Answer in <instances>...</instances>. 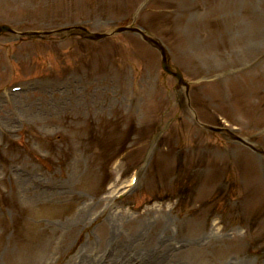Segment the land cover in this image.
Wrapping results in <instances>:
<instances>
[{
  "label": "rangeland",
  "instance_id": "1",
  "mask_svg": "<svg viewBox=\"0 0 264 264\" xmlns=\"http://www.w3.org/2000/svg\"><path fill=\"white\" fill-rule=\"evenodd\" d=\"M0 25L19 34L60 31L44 43L0 38V148L8 144L0 162L9 164L0 163V264H81L84 257L110 264L111 246L141 236L146 251L131 250L128 264H149L145 253L154 248L167 260L177 254L176 264H264V221L247 225L240 217L237 175L228 177L219 148L231 145L243 165L244 199L249 187L256 199L251 210L264 202L261 161L228 134L206 129H228L264 150V0H0ZM77 25L100 34L134 26L158 40L191 85L189 98L138 35L94 44L63 31ZM61 38L69 42L56 46ZM16 86L24 90L12 92ZM90 110L115 118H83ZM90 121L119 143L115 154L103 155L108 143L87 149ZM147 141L166 147L154 154L157 174L149 169L131 190L141 161L134 152ZM173 143L196 155L198 165L186 169L199 176L187 183L169 170ZM30 176L51 195L38 194ZM163 237L170 244H160Z\"/></svg>",
  "mask_w": 264,
  "mask_h": 264
},
{
  "label": "bare ground",
  "instance_id": "2",
  "mask_svg": "<svg viewBox=\"0 0 264 264\" xmlns=\"http://www.w3.org/2000/svg\"><path fill=\"white\" fill-rule=\"evenodd\" d=\"M27 181L30 182V184H32V186H34L35 188H39L44 189V185L40 184L33 176H30L29 178H26ZM43 191V192H41ZM40 192H38V194H45V195H51L49 193V191L47 190H41ZM60 194V193H59ZM39 197V196H38ZM119 227H121V225H119ZM118 228V227H117ZM116 229V228H115ZM167 237H163L159 238L158 241L160 244L163 245H167L170 244V239H166ZM147 240L148 237H134L133 240H131L130 242H128L126 245H123L122 243H116V245L111 246V251L109 252V257L111 260L110 264H128V258H129V254L133 253L135 251H131V250H136L138 249L139 252L141 250L146 251L143 248H146V244H147ZM149 247V245H147ZM116 247V248H115ZM125 247V248H123ZM115 248V249H112ZM131 251V252H130ZM145 255H147V261H149V264H176L179 261H177V258H179V256L175 255V257L173 256V249H170L169 251V255L173 256V259L170 258L171 260H167V258L169 259V256L166 258L158 251V249H151L150 252L145 253ZM97 259H92L91 257H84V259L81 260V264H102L103 260L101 259L100 262H97Z\"/></svg>",
  "mask_w": 264,
  "mask_h": 264
}]
</instances>
